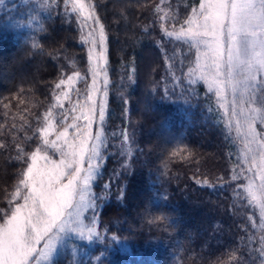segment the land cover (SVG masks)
<instances>
[{
    "label": "trees",
    "instance_id": "1",
    "mask_svg": "<svg viewBox=\"0 0 264 264\" xmlns=\"http://www.w3.org/2000/svg\"><path fill=\"white\" fill-rule=\"evenodd\" d=\"M86 2L104 25L108 46L107 146L93 184L96 195L106 197L97 201L103 240L74 242L75 256L62 248L53 264H261L258 228L247 220L246 203L234 197L238 183L230 167L238 165V146L215 96L203 82L188 83L195 50L161 28L178 29L198 0ZM44 3L0 4V223L20 202L9 205L27 166L17 159V145L29 154L38 146L34 133L55 103L56 83L74 71L91 83L76 14H65L63 0ZM157 6L176 20H161ZM75 87L83 93L82 83ZM124 132L131 158L122 151ZM193 177L215 187L197 185Z\"/></svg>",
    "mask_w": 264,
    "mask_h": 264
},
{
    "label": "snow or ice",
    "instance_id": "2",
    "mask_svg": "<svg viewBox=\"0 0 264 264\" xmlns=\"http://www.w3.org/2000/svg\"><path fill=\"white\" fill-rule=\"evenodd\" d=\"M3 2L0 0V4ZM63 3L65 14L75 13L80 21V42L87 45L91 83L79 71L60 79L55 85L59 92H53L55 103L43 114L42 126L34 133L38 134V146L29 154L17 145V159L27 166L9 200L10 206L14 201L20 203L10 207L0 223V264H53L61 248H71L75 256V240H103L98 230L97 201L106 197L97 196L93 184L102 175V150L107 146V36L91 3ZM42 7H50L47 0ZM156 12L163 13L161 20H176L162 7L157 6ZM161 28L166 37L186 45L189 51L195 50L188 83L203 82L223 109L228 136L239 145L238 165L232 170L231 180L244 181L234 189V197L258 211V225L253 216H247V220L264 232V0H199L198 7L191 8L178 29L168 30L163 24ZM32 46L40 47L36 43ZM77 83L84 85L83 93L75 87ZM73 95L77 97L75 102ZM65 100L70 108H64ZM58 125L62 130L57 131ZM53 135L55 139H50ZM122 136V151L131 158L129 134L124 132ZM173 155L180 156V152ZM193 179L197 185L215 187L207 179ZM109 188L104 185L105 192ZM118 199H123L122 193ZM260 242L259 255L264 264V236Z\"/></svg>",
    "mask_w": 264,
    "mask_h": 264
},
{
    "label": "rangeland",
    "instance_id": "3",
    "mask_svg": "<svg viewBox=\"0 0 264 264\" xmlns=\"http://www.w3.org/2000/svg\"><path fill=\"white\" fill-rule=\"evenodd\" d=\"M87 3V2H86ZM198 3H199V0H198V2H197V6L196 7H198ZM84 31H87V29H84ZM86 47H87V45H86ZM101 87H102V84H101ZM207 88V87H206ZM98 100H99V97H98ZM221 111H222V113H223V109H221ZM78 114V113H77ZM80 123H83V121H80ZM69 131L71 132V129H69ZM92 131H93V133H95L96 131H97V124H93V128H92ZM234 135V134H233ZM50 139H55V136L53 135V136H51L50 137ZM237 144V143H236ZM237 146H238V150H239V145L237 144ZM236 166H234V165H232L230 168H231V170H233V168H235ZM231 175H232V171H231ZM235 183H238L237 184V186L239 185V184H242V183H244V181L243 180H238V181H234ZM245 203H246V201H244ZM20 203V202H19ZM249 210H250V212H251V214H252V216L257 220V225L259 224V218H258V211H253L251 208H249ZM258 228V232H259V234H260V236H259V248H260V250H259V253H260V251H261V242H260V237L261 236H264V232H262V231H260L259 230V227H257ZM97 239H95L94 238V240L91 242V243H89L88 241H80V240H75L74 242H83L84 244H87L88 246H91L95 241H96ZM62 249V248H61ZM60 249V250H61ZM55 258V257H54Z\"/></svg>",
    "mask_w": 264,
    "mask_h": 264
}]
</instances>
